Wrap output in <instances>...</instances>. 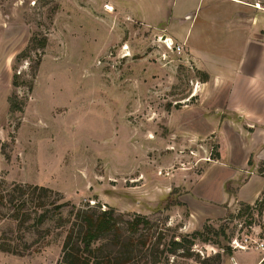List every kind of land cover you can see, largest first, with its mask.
Instances as JSON below:
<instances>
[{
	"label": "rangeland",
	"instance_id": "1",
	"mask_svg": "<svg viewBox=\"0 0 264 264\" xmlns=\"http://www.w3.org/2000/svg\"><path fill=\"white\" fill-rule=\"evenodd\" d=\"M197 1H2L0 254L56 264L73 212L91 207L144 216L159 249L201 232L191 256L155 264H264V162L244 154L252 129L214 118L209 74L166 28L182 33L173 18L193 14L196 43ZM13 183L50 191L10 202Z\"/></svg>",
	"mask_w": 264,
	"mask_h": 264
},
{
	"label": "crops",
	"instance_id": "2",
	"mask_svg": "<svg viewBox=\"0 0 264 264\" xmlns=\"http://www.w3.org/2000/svg\"><path fill=\"white\" fill-rule=\"evenodd\" d=\"M2 1L0 15L4 14ZM195 10V21L199 23L196 43L188 36L193 14L184 12L173 18L182 25V33L168 22L166 28L171 37L185 43L194 65L209 74V80L201 81V86L211 91L205 105L214 118H223L224 127L235 124L237 128L252 129L244 154L256 163L264 162V0H198ZM196 109L205 113L204 109ZM242 137L245 140L246 136ZM37 257V261L28 262L0 254V264H42V258Z\"/></svg>",
	"mask_w": 264,
	"mask_h": 264
},
{
	"label": "trees",
	"instance_id": "3",
	"mask_svg": "<svg viewBox=\"0 0 264 264\" xmlns=\"http://www.w3.org/2000/svg\"><path fill=\"white\" fill-rule=\"evenodd\" d=\"M204 76L206 79L208 75L204 73ZM10 102L13 109V102ZM48 191L50 189L42 186L13 183L9 201L12 202L17 197L15 194L21 197L30 192L32 195L36 194V198H41ZM20 203L23 201L15 205ZM38 205L42 206L43 202ZM246 208H250L249 204ZM45 212L43 210L37 216L39 221L43 219ZM199 235L200 231H194L179 239L171 238L159 249L161 239L154 236L152 224L144 216L135 214L132 218L125 219L112 208H77L62 242L61 259L56 264H142L144 261L155 264L161 259L168 261L170 255L179 251L183 256H191V244ZM12 253L15 252L12 250Z\"/></svg>",
	"mask_w": 264,
	"mask_h": 264
},
{
	"label": "built area",
	"instance_id": "4",
	"mask_svg": "<svg viewBox=\"0 0 264 264\" xmlns=\"http://www.w3.org/2000/svg\"><path fill=\"white\" fill-rule=\"evenodd\" d=\"M256 5L259 6L258 4H256ZM169 39L170 38H166V41H168ZM166 45H167V47L172 48V46L174 45V43L169 44L168 42H166ZM176 47H177L178 50H181V46L177 45Z\"/></svg>",
	"mask_w": 264,
	"mask_h": 264
},
{
	"label": "bare ground",
	"instance_id": "5",
	"mask_svg": "<svg viewBox=\"0 0 264 264\" xmlns=\"http://www.w3.org/2000/svg\"><path fill=\"white\" fill-rule=\"evenodd\" d=\"M167 42H168L169 44L173 43V41H171V39H169ZM170 42H171V43H170Z\"/></svg>",
	"mask_w": 264,
	"mask_h": 264
}]
</instances>
